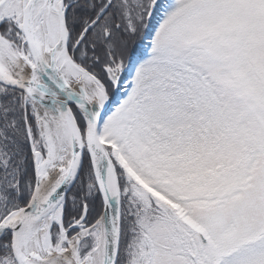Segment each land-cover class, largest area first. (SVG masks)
<instances>
[{
    "label": "snow or ice",
    "instance_id": "6c2138e0",
    "mask_svg": "<svg viewBox=\"0 0 264 264\" xmlns=\"http://www.w3.org/2000/svg\"><path fill=\"white\" fill-rule=\"evenodd\" d=\"M0 264H264V0H0Z\"/></svg>",
    "mask_w": 264,
    "mask_h": 264
}]
</instances>
